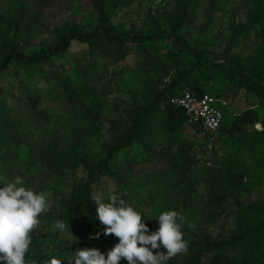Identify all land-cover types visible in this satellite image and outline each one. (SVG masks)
I'll use <instances>...</instances> for the list:
<instances>
[{"label":"trees","instance_id":"1","mask_svg":"<svg viewBox=\"0 0 264 264\" xmlns=\"http://www.w3.org/2000/svg\"><path fill=\"white\" fill-rule=\"evenodd\" d=\"M136 1L90 0L99 16L93 31L58 27L52 31V43L31 54L22 50L19 40L28 44L33 33L30 24L41 22L43 12L32 15L27 5L21 4L15 22L0 13V75L13 71L16 76L22 72L35 82H44L52 88L48 92L50 101L57 105L43 106L42 96L26 95L20 108L23 116L13 117L16 108L0 91V167L6 169V182L0 184L23 178L25 187L43 193L65 176V166L74 170L71 188L59 196L55 214L44 218L43 213L39 217L40 223L31 234L26 264H49L51 259L69 264L77 248L94 247L106 254L118 243L114 235L103 234L105 226L95 219L94 187L105 179L116 184L115 194L143 214L150 231L157 230L156 217L162 211L176 210L184 215L196 207L205 223H215L223 219L229 203L235 205L237 227L229 238H212L202 234L200 228L182 227L188 251L173 257L169 264H264V200L244 202L245 196L250 198L264 187V170L256 166L257 159L248 168L239 163L202 162L198 145H204V141L196 144L184 133L191 128L200 136L203 130L200 126H188L186 113L172 105V100L186 91L200 98L210 95L218 99L211 83L202 80L203 69L219 73L250 94L264 96V11L257 10L253 17L262 37L258 59L247 61L226 54L224 62H217L192 50L185 41L183 28L189 17L190 0L175 1L173 10L163 17L165 29L117 35L110 19L120 7ZM218 1L210 0L211 7L215 8ZM160 42L169 43L194 61L171 75L169 81L160 76V85L153 94L128 109L119 122L107 119L95 102L107 96L110 88H102L98 95L90 84L96 81V59L106 61L105 72L114 80L118 67L132 53L143 58L142 63L136 61V73L144 75L149 73L146 64H151L144 53L153 57L152 47ZM75 44L87 50L70 61L68 54ZM59 59L65 62L59 64ZM102 79L99 76L97 82ZM224 122L225 118L219 134L227 132L231 139L244 126L243 122H236L225 128ZM104 123L110 124L111 139L103 143L101 155L90 156L88 141L102 131ZM258 136L260 146L256 148L261 152H255L253 144L250 146L256 156L264 153V134ZM64 144L69 153L61 152ZM22 148L26 150L25 160ZM153 163L161 168L144 176L136 174V167ZM57 220L69 224L63 233L53 231L52 227L44 230L48 226H42L43 222L49 221L50 225ZM97 232L101 233L99 238H93ZM155 251L166 252L163 248ZM119 264L127 261L122 259Z\"/></svg>","mask_w":264,"mask_h":264},{"label":"rangeland","instance_id":"2","mask_svg":"<svg viewBox=\"0 0 264 264\" xmlns=\"http://www.w3.org/2000/svg\"><path fill=\"white\" fill-rule=\"evenodd\" d=\"M175 1L138 0L120 7L110 22L117 35L129 32H156L161 28H166L163 17L173 10ZM21 4H26L32 15L41 12L44 14L41 22L30 24L33 33L28 44L21 43L19 40L20 47L28 54L49 46L54 40L52 31L58 27H75L82 32H91L98 26L99 16L94 12L90 0H74L72 2L52 0L49 3L42 0H0V13L7 15L8 19L15 22L20 16ZM190 4L189 17L183 32L185 41L192 50L217 62H224L226 54L238 56L247 61L258 59L262 37L260 26L254 24L253 17L257 10L264 11V0H219L215 8L211 7L210 0H190ZM85 50L87 48L75 44L68 54L70 61L73 60V56L81 54ZM151 52L153 57L144 53L149 58L148 63H151L149 67L146 64L149 73L139 74L140 76L136 73L138 67L136 61L142 63L143 58L131 53L127 60L118 67V75L114 80H112L111 74L105 72L106 61L103 58L96 59L98 68L93 73L96 81L90 82V84L96 89L98 95L103 92L102 88H110H107V96L95 102L102 107L103 115L107 119L119 122L128 109L141 103L149 94H153L157 86L160 85L158 84L160 76L169 81L171 75L194 61L190 55L174 50L167 42H160L152 47ZM62 62L65 61L58 60L59 64ZM111 70L113 69L109 68L110 72H112ZM201 71L204 72L201 74L202 80H208L211 83L212 91L218 94V100L225 104H222L225 113L224 127L233 126L236 122H243L244 126L235 138L231 139L227 132H222L213 143H210L206 136L195 135L191 128H186L184 136L191 137L196 144L204 141V145H198V154H200L199 158L202 162L210 160L211 164L216 165L239 163L240 166L248 168L253 167L254 159H257L256 166L264 170V153H259L256 156L250 147L253 144L255 152H261L256 147L260 146L257 142L260 140L258 134H264V96L260 97L242 90L236 83L226 81L213 70L203 69ZM99 76L103 77L101 82H97ZM51 89L44 82H35L22 72L16 76L13 75V71L0 75V91L16 108L12 111L13 117L23 116L20 108L25 104L26 95L27 97L30 95L42 96L43 106L57 107L56 103H52L48 97V92ZM109 125L104 123L101 127L102 131L88 141L91 147L90 156L102 154L103 143L109 141L112 136ZM68 148L64 144L61 152L69 153ZM21 154L25 160V148H22ZM155 168H161V165L156 163L142 165L136 167L135 170L137 175L144 176ZM5 172L6 169L3 166L0 167V183L6 182ZM73 172L74 170L69 169V165L65 166V176L57 182L55 187L43 192L50 206V210L44 213V218L55 214L54 210L57 208L59 196L71 188ZM101 191L105 196H108L115 194L118 188L113 181L105 179L94 187L93 195ZM201 192L200 195L204 196L205 192ZM260 200H264V187L250 198L245 196L244 202ZM226 207L223 219L215 223H205L201 211L192 207L183 215L185 219L181 222L182 227L200 228L202 234L212 238L217 236L229 238L230 232L236 230L237 227L238 210L233 203H229ZM45 224L48 226L44 228L45 231L50 227L53 231H57L54 222L49 225V221H46V223H42V226H46Z\"/></svg>","mask_w":264,"mask_h":264},{"label":"clouds","instance_id":"3","mask_svg":"<svg viewBox=\"0 0 264 264\" xmlns=\"http://www.w3.org/2000/svg\"><path fill=\"white\" fill-rule=\"evenodd\" d=\"M23 178L0 184V264H26L32 243L31 234L39 217L50 210L43 193L24 186ZM95 219L104 227V235H114L118 243L103 253L98 248H77L69 264H169L173 257L188 251L183 238L184 216L176 210L162 211L156 217L158 228L150 231L143 214L121 195L98 192L92 197ZM55 229L63 233L66 225L57 220ZM97 232L93 238H99ZM165 251H155L158 249ZM49 264H62L51 259Z\"/></svg>","mask_w":264,"mask_h":264},{"label":"built area","instance_id":"4","mask_svg":"<svg viewBox=\"0 0 264 264\" xmlns=\"http://www.w3.org/2000/svg\"><path fill=\"white\" fill-rule=\"evenodd\" d=\"M222 104L225 105L210 95L200 98L190 91L172 100L173 106L186 113L188 126H200L210 143L217 140L224 121Z\"/></svg>","mask_w":264,"mask_h":264}]
</instances>
